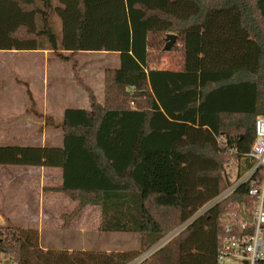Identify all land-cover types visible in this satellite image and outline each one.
<instances>
[{
  "label": "trees",
  "instance_id": "trees-1",
  "mask_svg": "<svg viewBox=\"0 0 264 264\" xmlns=\"http://www.w3.org/2000/svg\"><path fill=\"white\" fill-rule=\"evenodd\" d=\"M169 34L175 46L155 57ZM40 50L74 61L76 81L82 53L118 54L119 67L105 71L104 105L81 81L91 110L65 111L54 126L62 147H0V166L62 170V184L45 191L78 203L62 216L65 228L97 207L100 232L138 234L140 248L45 252L37 231L8 224L0 264L6 255L17 264H131L186 224L150 260L219 264L221 216L249 201L252 181L196 216L233 184L229 156L254 167L247 155L264 116V0H0V52ZM170 53L181 56L176 69L152 67Z\"/></svg>",
  "mask_w": 264,
  "mask_h": 264
},
{
  "label": "rangeland",
  "instance_id": "rangeland-1",
  "mask_svg": "<svg viewBox=\"0 0 264 264\" xmlns=\"http://www.w3.org/2000/svg\"><path fill=\"white\" fill-rule=\"evenodd\" d=\"M57 3V0H54ZM55 29L57 32H61L62 24L59 18H53ZM163 46V44H162ZM165 47V45H164ZM154 50L152 54L157 57L162 50ZM31 54H19L15 58L11 55L0 54V86H6V89H0L1 94H5V97L0 98V147L7 146H20L19 144H14V142L36 145L42 144L40 140V134L42 133V128L39 122L36 123L35 126H25L26 128H22L23 134L25 132V136H22L23 139H17L16 141H11L9 137L5 133V122H7L11 117L15 116L17 112L22 111L25 106L27 99V95L32 96L30 91H33V85L36 81H33V73L40 68V66L35 67L30 63ZM39 59L42 60L41 56H38ZM180 55L178 53H170L167 54L161 63L156 64L152 67L157 69L164 70H174L177 67V62L180 59ZM93 64V66H92ZM28 67H25L27 66ZM77 67H78V79L77 85L85 82L82 76V70L90 69V67L96 68L98 71L104 70V68L108 67V70H112L117 68L118 59L116 58L115 53H101V54H79L77 58ZM42 66V65H41ZM24 67L28 71V78L30 80V84L27 83L24 89H15L17 85L15 82L16 77H25L19 76L16 70L24 69ZM103 68V69H101ZM15 73V74H14ZM84 73V72H83ZM16 75V77H15ZM84 76H86L84 74ZM22 85L21 83H18ZM86 84V83H85ZM37 85V84H36ZM87 85V84H86ZM35 88V87H34ZM28 90V91H27ZM30 90V91H29ZM13 92H18L20 94H15V96H11ZM25 96V99L24 97ZM33 110V113L28 112L29 116L35 114L36 118L41 120L42 118L36 112V106L30 107ZM51 117H47L45 119L46 126L55 128V120H50ZM53 121V125L51 124ZM10 123V122H9ZM57 129V128H56ZM45 140V139H44ZM59 136L46 138L44 142V146L51 147V145L56 144L59 141ZM252 163L251 161H249ZM24 167H11V166H0V227H4L8 224H13L18 228L24 230H35L39 235V247L43 251H57V252H68L70 254L75 252H95V253H121V252H133L138 251L140 248V236L138 234H121V233H104L99 231L100 222H101V213L100 209L97 207L89 206L85 208V212L75 219L71 224L69 223V228H65L66 219L60 217L59 214H55L54 212L46 211L43 215L40 213L39 205L41 203V195L46 192L43 188L41 174L38 170H29L28 168L22 169ZM248 163L245 159L238 160L233 156H229L226 159L224 164L225 175L226 177L234 182H240V180L245 179L246 175L250 170H247ZM44 180V179H43ZM46 183V180H45ZM57 183V178L54 177L53 184ZM233 185V184H232ZM231 185V186H232ZM229 186L224 193H226L230 187ZM19 190H22L20 194H18ZM18 195L23 197L24 205H29L30 209L23 210V212H9L6 199L8 197ZM61 198L66 202L61 205V208L66 212V214H70L73 212L74 208L77 206V202H74L60 194ZM51 205H60L57 200L51 201ZM216 201L208 204L204 209H202L196 217L206 211L208 208L213 206ZM235 204V203H234ZM237 204V203H236ZM10 205V204H9ZM7 208V209H6ZM32 213L30 210H32ZM5 210H8L10 213V217H13L14 222L11 221L10 218H7L5 215ZM61 211V210H60ZM60 217V218H59ZM187 226L184 225L182 227L177 228L172 233L168 234L159 244L155 245L151 250L147 253L143 254L139 259L134 261L131 264H138L145 259H149V262L146 264H161L159 260H150L151 256L163 248L167 243H169L172 239L177 237L182 230ZM41 237H42V245L44 247H49L45 249L41 245ZM3 264H17L16 260L13 257L8 255L3 257Z\"/></svg>",
  "mask_w": 264,
  "mask_h": 264
},
{
  "label": "crops",
  "instance_id": "crops-1",
  "mask_svg": "<svg viewBox=\"0 0 264 264\" xmlns=\"http://www.w3.org/2000/svg\"><path fill=\"white\" fill-rule=\"evenodd\" d=\"M61 34V32H58ZM65 56H68L69 53L63 52ZM100 53H82V54H101ZM0 54L5 55H11L14 58L19 54H31L33 57H31L30 63L33 64L35 67L40 66L35 73H33V81H36L33 85V91H30L32 96L27 95V99H25L26 106L22 111L17 112L15 116L11 117L7 122H5L4 130L5 134L9 137L11 141H16L18 138L23 139L22 136H25V132L23 134L22 128H26L25 126H35L37 122H39L42 130V133L40 134V140L41 142H45L46 138H50L53 136H56V138L59 136L60 142L51 145V147H62L63 146V132L61 129H56L53 127L46 126L45 119L47 117H51L53 120H55L56 125H61L64 120V113L66 110L69 109H80V110H91V102L88 95V92L84 90V88L80 85H77V81L75 79V73H74V61H63L61 60L56 53H54L51 50H40L35 52H16V51H8V52H0ZM116 58L118 59V66L119 67V55L115 54ZM38 56L42 57V60L39 59ZM42 65V66H41ZM93 66V64H92ZM25 67H28L25 66ZM24 67V69H18L16 70L18 75L25 76V77H16L15 75V83L17 85L15 89H24L26 83L29 85L30 80L28 78L29 74L27 69ZM103 69V68H101ZM108 69V67L104 68V70L98 71L94 67H90V69H86L85 71L82 70V76L85 80V83L87 86L94 92L97 101L99 104L104 105L105 103V71ZM164 70V69H162ZM15 74V73H14ZM84 74L86 76H84ZM18 83H21L22 85H19ZM37 84V85H36ZM35 87V88H34ZM6 89V86L1 85L0 89L1 91ZM28 91V90H27ZM17 94H20L16 92ZM15 92L12 93L11 96H15ZM0 98L5 97V94H1ZM36 106V112L41 116V120L36 118L35 114L32 116L28 115V112H32L33 110L30 109V107ZM10 122V123H9ZM45 139V140H44ZM44 142L42 144H36V145H29V144H23L14 142V144H19L20 146L26 147H46L44 146ZM26 169V168H22ZM29 170H38L41 174V180L43 184V188H53L58 187L62 184L63 178H62V170L60 169H45V168H28ZM54 177L57 178V183L53 184ZM44 179V180H43ZM46 180V183H45ZM22 190H19L18 194H20ZM65 196V195H64ZM68 198V197H67ZM41 203L39 205L40 213L44 215L45 212L48 210L50 212H54V215L59 214L60 217L62 214H66V212L61 208V205L65 204V200L61 198L60 193H43L41 195ZM57 200L60 205H51L49 206L51 201ZM22 195H14L11 197H8L6 199L7 206L9 209V212H23V210L30 209V206L24 205ZM10 204V205H9ZM7 209V208H6ZM75 209V208H74ZM61 210V211H60ZM86 210V209H85ZM84 210V212H85ZM33 209L30 210L32 213ZM27 212V211H26ZM205 212V211H204ZM204 212L202 214H204ZM200 214V215H202ZM5 215L7 218H10L12 222H14L13 217H10V213H8V210H5ZM199 215V216H200ZM59 217V218H60ZM15 223V222H14ZM16 224V223H15ZM41 245H42V237H41ZM43 248L48 249L49 247Z\"/></svg>",
  "mask_w": 264,
  "mask_h": 264
},
{
  "label": "built area",
  "instance_id": "built-area-1",
  "mask_svg": "<svg viewBox=\"0 0 264 264\" xmlns=\"http://www.w3.org/2000/svg\"><path fill=\"white\" fill-rule=\"evenodd\" d=\"M247 158L254 167L246 178L234 182L215 200V204L220 203L241 185L252 181L249 201L230 204L221 216L219 264H264V116L256 119V140ZM258 174L260 177L255 179Z\"/></svg>",
  "mask_w": 264,
  "mask_h": 264
},
{
  "label": "water",
  "instance_id": "water-1",
  "mask_svg": "<svg viewBox=\"0 0 264 264\" xmlns=\"http://www.w3.org/2000/svg\"><path fill=\"white\" fill-rule=\"evenodd\" d=\"M166 46H165V48H164V51H170L174 46H175V44H176V42H177V35H175V34H169L168 35V37H167V39H166ZM247 215H245V217H246ZM249 218V220H250V222H251V218L250 217H248Z\"/></svg>",
  "mask_w": 264,
  "mask_h": 264
}]
</instances>
